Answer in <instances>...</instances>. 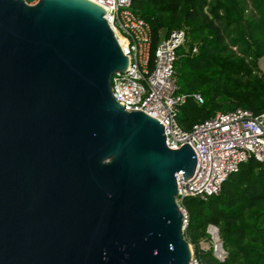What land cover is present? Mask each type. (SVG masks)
I'll use <instances>...</instances> for the list:
<instances>
[{
  "label": "water",
  "instance_id": "obj_1",
  "mask_svg": "<svg viewBox=\"0 0 264 264\" xmlns=\"http://www.w3.org/2000/svg\"><path fill=\"white\" fill-rule=\"evenodd\" d=\"M92 0H0V264H190L197 158L127 111L129 58Z\"/></svg>",
  "mask_w": 264,
  "mask_h": 264
},
{
  "label": "trees",
  "instance_id": "obj_2",
  "mask_svg": "<svg viewBox=\"0 0 264 264\" xmlns=\"http://www.w3.org/2000/svg\"><path fill=\"white\" fill-rule=\"evenodd\" d=\"M32 3L35 0H27ZM132 10L152 29L151 58L175 29L187 32L186 51L175 61L178 92L190 96L177 121L185 130L217 111H264V0H132ZM198 47V52L192 49ZM185 235L202 264H264V160L252 158L223 183L219 194L182 201ZM210 224L219 228L228 256L217 259L201 241Z\"/></svg>",
  "mask_w": 264,
  "mask_h": 264
},
{
  "label": "built area",
  "instance_id": "obj_3",
  "mask_svg": "<svg viewBox=\"0 0 264 264\" xmlns=\"http://www.w3.org/2000/svg\"><path fill=\"white\" fill-rule=\"evenodd\" d=\"M92 1L105 8V16L129 58L127 69L112 76L111 89L116 100L127 111H144L157 118L164 126L169 148L179 149L189 144L196 155V168L189 179H184L183 171L176 174L177 200L186 229L188 213L182 205L185 197L207 199L217 195L225 180L242 164L252 158L264 160V111L255 113L243 107L217 111L212 117L196 123L192 129H183L177 121L180 107L190 96L199 103L203 102L200 93L178 92L175 61L181 48L189 50L186 30L175 29L162 39L152 67V29L132 10V0ZM192 51L198 52V47ZM207 232L209 237L201 241V247L212 249L214 256L224 261L228 251L224 248L219 228L210 224ZM205 241L210 243L208 247L202 245ZM190 264H202L194 249Z\"/></svg>",
  "mask_w": 264,
  "mask_h": 264
},
{
  "label": "rangeland",
  "instance_id": "obj_4",
  "mask_svg": "<svg viewBox=\"0 0 264 264\" xmlns=\"http://www.w3.org/2000/svg\"><path fill=\"white\" fill-rule=\"evenodd\" d=\"M38 0H35L32 2V4H35ZM259 65L261 67L262 70H264V57H262L260 60H259ZM192 245V244H191ZM203 246L205 247H208L210 245V243H207V241L203 242L202 244ZM192 249H194L193 245H192Z\"/></svg>",
  "mask_w": 264,
  "mask_h": 264
},
{
  "label": "bare ground",
  "instance_id": "obj_5",
  "mask_svg": "<svg viewBox=\"0 0 264 264\" xmlns=\"http://www.w3.org/2000/svg\"><path fill=\"white\" fill-rule=\"evenodd\" d=\"M37 2H38V1H37ZM37 2H36V3H37ZM36 3H35V4H36Z\"/></svg>",
  "mask_w": 264,
  "mask_h": 264
}]
</instances>
